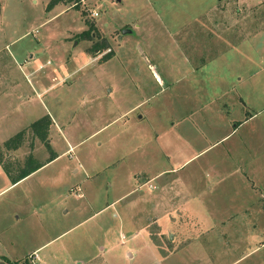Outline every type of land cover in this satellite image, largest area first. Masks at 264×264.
<instances>
[{"label": "rangeland", "instance_id": "rangeland-1", "mask_svg": "<svg viewBox=\"0 0 264 264\" xmlns=\"http://www.w3.org/2000/svg\"><path fill=\"white\" fill-rule=\"evenodd\" d=\"M47 1L0 0V143L43 114L56 122L51 149L28 130L4 156L22 165L31 148L45 159L75 144L37 174L53 183L13 190L48 203L46 236L76 223L45 264H264V1ZM88 22L93 34L78 35ZM180 118L188 149L177 135L162 144ZM15 231L23 260L33 240Z\"/></svg>", "mask_w": 264, "mask_h": 264}, {"label": "crops", "instance_id": "crops-1", "mask_svg": "<svg viewBox=\"0 0 264 264\" xmlns=\"http://www.w3.org/2000/svg\"><path fill=\"white\" fill-rule=\"evenodd\" d=\"M213 3L216 6L215 0H213ZM204 18H205V16H204ZM124 27H126V26H124ZM130 31H131V29L129 30V32ZM248 35H250V34H247L246 36L248 37ZM150 67L152 70V74L155 76L156 81L158 83L162 84L163 83L162 77L157 73V71H155L152 64H150ZM245 76H248V75H245ZM245 76H243V77L240 76L239 78H237V80L240 83H245V81H247V80H244L246 78ZM232 85H234V84H232ZM240 97L242 98L243 101H245L244 97L241 94H240ZM141 101L142 100H140V102ZM127 111L128 110H123L122 112H120L116 116H114L113 118H110L111 120L110 119L106 120L105 123H103L102 125H100L99 127L95 128V129H93L90 134L92 135L101 129H103V131L106 130L107 126L109 127L112 122L121 118L123 115L126 114ZM47 114H49V113H47ZM49 116L52 120V122L49 126V129H48V131H49L48 134L50 135V129L53 126V124H56V122L50 114H49ZM143 117H145V115H143V114H141L139 116L140 119H143ZM181 122H183V118H180L179 120H177L176 123L174 121L170 122L171 123L170 125L172 127L171 128L172 131L167 130L168 127L166 128V132L163 135L162 144L166 143L169 146L172 143V141H174V137H176L175 135H177L178 138L182 140L181 148L185 147L184 149H188V140L186 139L185 136H183L184 135L183 132L179 133V132L173 130L174 125L181 123ZM28 125L26 124L23 127H26ZM183 125H184V122H183ZM154 132H155V134H158L155 130H154ZM108 135H109V138H112L116 134H112V132H110V133H108ZM153 139H155L154 143H156V145H157V136H154ZM184 139H186V140H184ZM2 143H3V141L0 143V145H2ZM100 143H101V141L99 142V144ZM146 144L148 146H151L152 145V138H150L149 141L146 142ZM74 146H75V144H71L69 147H67V149H65L61 152H55L54 150H52L55 153V156L51 157V155H49L45 159H39V157H37L35 155L34 148H33L32 149L33 156L35 158H37L42 164L38 168L31 171L30 173H28L27 175L23 176L22 178L18 179L15 182H13L9 178V176L7 175V173L5 172V170L3 169V167L0 163V198H2L5 194H8L6 196L5 201H4V199H0L1 200L0 201V210H5V211L0 212V264H14L13 263L14 261H17L16 264H23L24 260L27 263H31V264H45L46 255L44 254V252H45L44 248L47 247L51 241L55 240L62 233L69 231L76 224V223L72 224V222H70V220H68L67 217H65L66 219H65L63 225H60L61 224L60 222L56 223L57 225H59L58 226V232L46 236L44 233V231H45L44 229H45L47 224L51 223L50 222L51 208L47 207L48 203H46V201L44 199H43V201H40V202L38 201L37 203L31 202L29 200V193H32L33 190H32V192H30V190H25V189L21 190L20 189L21 190L20 193L16 194V195H15V192L13 191V190H15V188H18L20 186H23L25 183H28L29 180H32V182H31L32 187H34V185H37V187H38L40 185L45 184V182H49V181L52 182L51 180L53 177H50L51 175L42 174V175L37 176V174L39 172H41L44 168L49 166L51 163L56 161L57 159L66 155L68 153V150L73 148ZM137 147L140 148L138 152H140L141 149H143V148H141L140 144H137ZM181 148H180V150H181ZM18 149H19V147L17 149H13V152H16V150H18ZM150 149H152V148H150ZM145 151H146V149H145ZM197 153H199V152H196L193 154H187L186 153L185 157L182 156V157H184L182 163L189 160L191 157L195 156ZM14 154L16 156V153H14ZM77 166H82V164L79 162ZM64 168H67V166L65 165ZM166 169L167 168H165V169L163 168V169H160L157 171H152L149 174V176L146 174L147 172H144V174H146L145 178L148 181L156 179L159 176H162L166 172ZM75 170H77V167L75 168ZM142 175L143 174H139V176H142ZM133 190H135V187H133L129 191H133ZM69 193L71 194V192H69ZM33 194H36L37 197L41 196V194L38 191H35ZM77 194H81V193H76V195ZM16 197H21L22 201L26 200V202H24V203H26V205H28V206L25 208H23V207L22 208H14V207L10 208V206H12V204L14 203V199ZM59 197H60L59 193H57V195H54L52 197L48 196V198H50L51 202L60 201ZM2 201H4V202H2ZM9 208H10V211H9ZM11 210H14V211L11 212ZM64 212H65V216H66L67 209H65ZM19 223H23L24 227H26L27 231H29V234L27 232L28 237H26V238L28 240L29 239L33 240L32 246L30 248H28L27 250L23 251V254L25 253V255H26L23 260L20 259V256L15 255L17 253V251L15 250V247H16L18 241L20 240L18 234L15 231V227H17ZM52 223H54V222L52 221ZM7 231H10V233H7ZM30 234H31L32 238L29 236ZM121 238H123V235L121 236Z\"/></svg>", "mask_w": 264, "mask_h": 264}, {"label": "trees", "instance_id": "trees-1", "mask_svg": "<svg viewBox=\"0 0 264 264\" xmlns=\"http://www.w3.org/2000/svg\"><path fill=\"white\" fill-rule=\"evenodd\" d=\"M82 0H48L46 3V9L51 8L55 4L59 2H72V6L74 8H78L79 4ZM95 30V25L92 22H88V27L84 29L81 32H78V35L83 37H89L93 34ZM105 46L104 43H94L91 46V49H103ZM112 54L111 52L105 53L101 58L100 61L103 59L108 58ZM52 120L49 116V114H43L42 116L38 117L34 121H32L28 126L21 128L20 130L16 131L14 134L9 136L7 139H5L0 145V163L9 176V178L15 182L18 179L22 178L23 176L27 175L31 171L38 168L42 163L33 156L32 148L31 151L25 156L23 164H14L9 158L4 156L5 151L13 150L18 148L25 139V134L28 130L31 131V134L39 138L41 141H43L47 148L51 149L49 144V137H48V129L51 124ZM32 145V143H31ZM51 157L55 156V153L51 150L50 153ZM14 264L17 263V261L13 262ZM23 264H31L27 263L25 260L23 261Z\"/></svg>", "mask_w": 264, "mask_h": 264}, {"label": "water", "instance_id": "water-1", "mask_svg": "<svg viewBox=\"0 0 264 264\" xmlns=\"http://www.w3.org/2000/svg\"><path fill=\"white\" fill-rule=\"evenodd\" d=\"M127 31H129L128 28H124V29L122 30L123 33H124V32H127Z\"/></svg>", "mask_w": 264, "mask_h": 264}, {"label": "built area", "instance_id": "built-area-1", "mask_svg": "<svg viewBox=\"0 0 264 264\" xmlns=\"http://www.w3.org/2000/svg\"><path fill=\"white\" fill-rule=\"evenodd\" d=\"M262 1H264V0H262ZM92 14H93V15H96V11L93 10V11H92ZM97 51H98V50H97ZM31 256H32V255H31Z\"/></svg>", "mask_w": 264, "mask_h": 264}]
</instances>
